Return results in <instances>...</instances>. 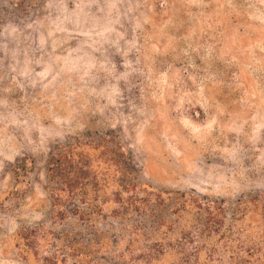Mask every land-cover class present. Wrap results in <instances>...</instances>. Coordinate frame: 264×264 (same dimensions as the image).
Listing matches in <instances>:
<instances>
[{
    "label": "rangeland",
    "instance_id": "obj_1",
    "mask_svg": "<svg viewBox=\"0 0 264 264\" xmlns=\"http://www.w3.org/2000/svg\"><path fill=\"white\" fill-rule=\"evenodd\" d=\"M78 139L127 165L90 222L49 198ZM0 264H264V0H0Z\"/></svg>",
    "mask_w": 264,
    "mask_h": 264
},
{
    "label": "trees",
    "instance_id": "obj_2",
    "mask_svg": "<svg viewBox=\"0 0 264 264\" xmlns=\"http://www.w3.org/2000/svg\"><path fill=\"white\" fill-rule=\"evenodd\" d=\"M112 145L109 141H100L94 144L92 141L84 142L76 140L75 142L57 147L49 156L47 163V182L50 188V200L52 208L58 213L59 218H63V214L69 216L82 215L87 217V221L94 220L101 215L105 210L104 202L91 197V193H99L102 188L109 185V181L115 183L118 188H124L126 182L123 179V174L126 173L127 165L123 162L118 163V168L111 175L108 166H104L107 161L105 157L111 150ZM92 174L94 178V188L89 187L84 183V180ZM109 177V179H108ZM140 194V189L135 186ZM79 191L81 198L69 196L72 191ZM123 190V189H122ZM124 191V190H123ZM134 192V193H135ZM133 193V192H132ZM143 194V193H142ZM135 203L130 208L138 217L146 216L152 210L147 204L146 199L136 198L131 196ZM80 202L82 205H80ZM130 204V203H129ZM162 207L161 205H157ZM196 207V206H195ZM215 209L214 206L208 209ZM124 209H128L127 206ZM205 209V208H204ZM197 210H201L198 207ZM79 213V214H78Z\"/></svg>",
    "mask_w": 264,
    "mask_h": 264
}]
</instances>
